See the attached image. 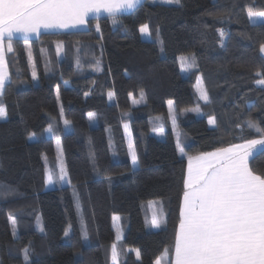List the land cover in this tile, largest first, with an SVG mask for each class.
Listing matches in <instances>:
<instances>
[{"label":"trees","instance_id":"1","mask_svg":"<svg viewBox=\"0 0 264 264\" xmlns=\"http://www.w3.org/2000/svg\"><path fill=\"white\" fill-rule=\"evenodd\" d=\"M249 7L264 11V0L146 1L116 24L105 20L104 30L89 20L82 31L13 41L12 82L0 98L7 110L0 119V238L7 263L0 264H112L116 216L124 229L119 264H172L188 156L257 138L246 126L250 119L264 127V86L256 83V72L264 73V19L250 20ZM144 24L149 40L139 31ZM184 55L192 56L186 77ZM89 113L96 114L94 126ZM49 124L52 136L45 133ZM56 138L70 186L48 191ZM178 144L187 155L179 156ZM249 164L264 174V149ZM130 249H139L140 258Z\"/></svg>","mask_w":264,"mask_h":264},{"label":"snow or ice","instance_id":"2","mask_svg":"<svg viewBox=\"0 0 264 264\" xmlns=\"http://www.w3.org/2000/svg\"><path fill=\"white\" fill-rule=\"evenodd\" d=\"M144 2L0 0V98L4 97L12 82L7 54L14 53L13 41L17 37H22L23 42L28 43L32 37L39 39L43 32L78 29L89 22L90 16L98 21L101 13H107L113 24H116L121 13L135 12ZM163 2L180 4V0ZM247 14L250 20L264 19V11L252 7L248 8ZM96 26L99 29L98 23ZM139 31L150 35L147 24L142 25ZM220 36H224L223 30H220ZM62 47L61 43L57 44L58 53ZM259 51L264 53V44ZM29 59L32 60L30 52ZM191 66L189 64L187 67ZM32 75L35 79L36 72L33 71ZM256 76L259 78L256 83L264 86V73L257 71ZM200 95L205 103H210L205 89H200ZM88 115L92 120L96 114ZM6 117L7 110L0 100V119ZM208 123L215 126L217 121L211 117ZM64 125L70 129L71 121L65 119ZM246 126L258 134L257 138L188 156L186 190L174 243L175 264H264V174H258L249 166V159L264 149V127L251 119L246 122ZM46 131L55 134L51 124ZM35 135L33 133L32 137ZM178 147L182 155H187L182 146L178 144ZM58 159L59 171L54 174L49 170L48 183H53L54 175L56 179L70 183L62 156ZM132 162L133 165L137 164L134 151ZM12 223L15 225V219H12ZM152 224L160 227L155 216ZM67 235L68 232H65ZM84 239H88L86 231ZM129 251H135L137 259L140 258L139 249ZM25 260H28L27 249ZM112 261L113 264H119V252L115 244L112 246ZM156 264H161V261L157 260Z\"/></svg>","mask_w":264,"mask_h":264},{"label":"rangeland","instance_id":"3","mask_svg":"<svg viewBox=\"0 0 264 264\" xmlns=\"http://www.w3.org/2000/svg\"><path fill=\"white\" fill-rule=\"evenodd\" d=\"M159 2H161L163 4H167V3L163 2V0H160ZM155 3L156 2H154V4ZM142 37H143L144 40H149L150 39L149 35L142 34ZM256 40H257V42H260L258 37H256ZM189 64H192V56L191 55H184V56L180 57V68H181V73H182V75L184 77L188 76V74L191 71L192 67H187ZM198 87L199 86H197V88ZM173 109H174L173 104L172 103L169 104V111H170L171 116H173ZM125 125H127V127H125ZM125 125L123 126V129H124L125 137L127 139L129 156H130V160H131L133 169H136L137 168V164L133 165V162H132V152L134 151V149H133V145H132L131 133H130L129 125L128 124H125ZM91 126H94V122L92 120H91ZM64 130L67 133L71 132V128L67 129V128H65V125H64ZM45 133H46L47 136H52V134H49L47 131ZM176 133H178V132H176ZM157 136L160 139L164 138V131H162V134H161V131L158 132ZM35 139H36V137H32V135H31V136H29L28 141L32 142ZM57 141H59V139L56 138L55 139V147H56V153H57V156H56L57 164L56 165H51L49 162H47L49 164V166H51L50 168L48 167V169L52 170L54 174L58 173V171H59L60 161H59L58 157L62 156L64 164H65V160H64V157H63V154H62V150H61L60 141H59V144L57 143ZM178 152H179V156L180 157L184 156V155H182L180 153L179 148H178ZM49 170L47 171V187H46V189L48 191L53 190V189L58 188V187H62L63 188V187L70 186L69 182L63 181V180H58V179H56L55 175L53 177V183L49 184L48 183ZM68 180H69V176H68ZM153 204L154 203H149L148 206L150 207L151 215L153 217L155 216L157 218V209H156V207ZM113 226H114V228L116 230V235H117V243L115 245H116L117 251L119 252V257H120L121 254H122V248H121L120 244L122 243V241L124 239V229L122 228L120 217H118V216L114 217ZM134 253H135V251H134ZM5 257H6V254H5L4 243H3L2 239L0 238V262H2V263L6 262L7 263V261H5ZM159 260L161 261V264H162L163 260H161V259H159ZM112 264H113V262H112Z\"/></svg>","mask_w":264,"mask_h":264},{"label":"crops","instance_id":"4","mask_svg":"<svg viewBox=\"0 0 264 264\" xmlns=\"http://www.w3.org/2000/svg\"><path fill=\"white\" fill-rule=\"evenodd\" d=\"M146 1H149V2H152V3H153V2H159L160 0H145V2H146ZM145 2H144V3H145ZM130 13H132V12H125V13H121L120 15H125V14H130ZM108 19H110V17L108 16L107 13H101V14H100V19L98 20V21H99L98 24H99V27H100L101 29H103V27L107 25V21H105V20H108ZM89 20H95V19H94L92 16H90V17H89ZM86 28H87V24H86L85 26H82V27L78 28V29H69V30H66V31L62 30V31L43 32L42 35H44V34H57V33H69V32H75V31H82V30H85ZM103 30H104V29H103ZM42 35H41V36H42ZM41 36H40V37H41ZM16 40L23 41L22 37H17ZM32 40H37V38H36V37H32L29 41H32ZM262 150H263V149H261V150H259L257 153H255L254 157L257 156L258 153H260V151H262ZM254 157H253V158H254ZM251 159H252V158L249 159V162H250ZM187 166H188V160H187ZM187 166H186L185 179H184V192H185V190H186V189H185V181H186V179H187ZM249 166H250V164H249ZM184 192H183V195H184ZM182 207H183V196H182V200H181L180 211H181ZM179 220H180V212H179ZM178 225H179V224H178ZM177 230H178V228H177ZM162 264H167L166 260H163V261H162ZM172 264H175V251H174V253H173Z\"/></svg>","mask_w":264,"mask_h":264}]
</instances>
